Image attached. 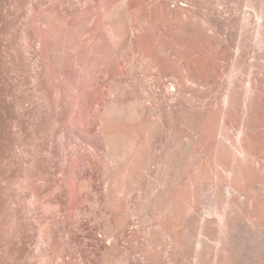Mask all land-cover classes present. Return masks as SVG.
Listing matches in <instances>:
<instances>
[{
	"label": "bare ground",
	"instance_id": "6f19581e",
	"mask_svg": "<svg viewBox=\"0 0 264 264\" xmlns=\"http://www.w3.org/2000/svg\"><path fill=\"white\" fill-rule=\"evenodd\" d=\"M124 1L24 0L11 184L57 264H264V0Z\"/></svg>",
	"mask_w": 264,
	"mask_h": 264
},
{
	"label": "rangeland",
	"instance_id": "374dc122",
	"mask_svg": "<svg viewBox=\"0 0 264 264\" xmlns=\"http://www.w3.org/2000/svg\"><path fill=\"white\" fill-rule=\"evenodd\" d=\"M169 1L172 5V1ZM23 11L24 0H0V75L9 73L12 64H15L22 79L25 76L26 68H30L34 72L36 70L34 64L36 59H26L28 54L25 50ZM26 60L31 63L27 62L28 64H26ZM25 65L29 66L25 67ZM5 82L0 81V264H57L56 245L44 232L46 218L43 216L42 208L35 207L38 210H33L32 198L29 196L26 199L22 198L21 195L26 191L23 184L25 182L21 180L22 183H20L19 180L16 184H11L12 179L9 175L11 155L8 127L9 96ZM33 94V99L38 105L41 93L34 92ZM45 126L47 131L49 123ZM15 151L18 155L20 150L16 148ZM20 155L19 157H21ZM13 191L16 193L15 203L18 205H15L17 207L11 204ZM13 206L18 209L17 218L11 217ZM42 216L45 220L42 219ZM15 226L17 231L12 228ZM13 232H16L15 235Z\"/></svg>",
	"mask_w": 264,
	"mask_h": 264
}]
</instances>
